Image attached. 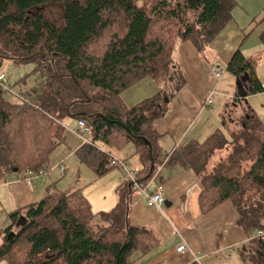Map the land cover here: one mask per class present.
<instances>
[{
    "label": "trees",
    "instance_id": "16d2710c",
    "mask_svg": "<svg viewBox=\"0 0 264 264\" xmlns=\"http://www.w3.org/2000/svg\"><path fill=\"white\" fill-rule=\"evenodd\" d=\"M48 3L61 5L62 29L36 11ZM234 6L235 0H0V66L34 63L43 78L39 91L29 93L30 102H13L0 90V181L14 170H48L51 155L66 140L64 121H85L91 144H83L77 155L98 176L115 166L112 152L96 144L110 150L133 144L143 186L166 162L193 170L204 188L201 212L231 201L248 240L240 257L244 264H264V239L258 235L264 232V122L237 99L233 107L240 103L242 112L227 109L223 130L168 155L154 127L184 84L174 60L176 45L189 41L202 53L231 21ZM260 37L264 44V31ZM226 71L237 79L248 75L247 95L264 89L254 63L241 51ZM146 78L159 91L128 107L122 95ZM229 145L228 157L211 167L214 155ZM124 180L110 212L95 214L82 191L75 190L49 193L11 213V225L0 230V261L133 264L135 254L148 253L159 240L147 228L129 224L134 191ZM21 217L27 222L17 228ZM11 232L15 236L8 240Z\"/></svg>",
    "mask_w": 264,
    "mask_h": 264
},
{
    "label": "crops",
    "instance_id": "0c3cea01",
    "mask_svg": "<svg viewBox=\"0 0 264 264\" xmlns=\"http://www.w3.org/2000/svg\"><path fill=\"white\" fill-rule=\"evenodd\" d=\"M231 15V21L202 53L189 41L176 45L174 60L184 84L170 100L165 116L154 123L156 131L162 136L158 145L167 155L181 146L203 143L215 132L223 130L222 117L227 109L232 108L237 114L242 112L240 103L233 107L237 99L246 107L250 106L259 118L262 115L254 100L256 97L264 100V89L259 93L246 94L244 98L236 77L232 75L235 82L228 77V87H219L221 81H215L211 70L214 67L227 68L234 54L241 51L249 62L254 63L256 76L264 88V79L256 72L255 66L258 54L264 52L260 37L264 31V0H235ZM241 84L247 93L248 81ZM135 86L122 95L128 107L126 100ZM142 97L135 103L153 96ZM209 98L213 103L207 106ZM82 146H78L76 153ZM129 152L131 160L127 164L140 171L143 166L134 145ZM61 166L66 170L65 165ZM110 176H115V179L110 177V181L116 185L117 205L118 191L125 180L123 173ZM148 185L152 190L163 186L165 204L160 208L149 207L141 194L133 192L128 219L131 226L150 230L159 243L146 254H135L133 264L232 263L240 256V250L248 240L237 225L238 215L233 203L226 201L208 214H203L199 200L204 188L193 170L166 162ZM54 192L62 191L57 189L52 179L45 181L35 178L27 185L22 173L5 174L0 181V227L8 228L11 225V213L39 203ZM183 242L187 243L188 248L184 253H179L177 248Z\"/></svg>",
    "mask_w": 264,
    "mask_h": 264
},
{
    "label": "rangeland",
    "instance_id": "374dc122",
    "mask_svg": "<svg viewBox=\"0 0 264 264\" xmlns=\"http://www.w3.org/2000/svg\"><path fill=\"white\" fill-rule=\"evenodd\" d=\"M36 11L43 13L45 17L50 20L58 29H62L64 27V15L60 4L48 3L37 8ZM255 61L256 72L258 71L260 76L264 79V52L259 53ZM35 69L36 65L34 63L15 65L10 61H5L0 66V74H4L6 76L8 85L10 86L7 96L11 101L30 102L33 100V96L29 93L32 90L39 91L41 85L43 84V78L41 74ZM223 70H226V68ZM228 77H232V79H234V77L226 71L221 79V82L219 83V87H228ZM158 86L159 85L151 78L143 80L130 91L128 96L130 98H127L126 103H128L130 107L133 104H136L135 102H137L140 98H143L142 96H154L158 92ZM254 101L260 114H262L260 118L264 121V100L261 97H256ZM222 106H224V103ZM232 115L233 119L238 118L237 114L233 113ZM68 123L70 125H68ZM64 126L67 130L66 140L63 144L58 146V148L51 155L48 167L49 172L44 177V180L47 181L52 179L56 184L57 189L62 192L81 190L83 195L87 198L90 205L92 206L95 214L99 212H110L116 206L117 196V189L115 187L116 185L110 181L112 180L110 177L115 179V176L110 175H114L115 173H123L124 176V172L120 168L115 167L104 176H98L91 167L80 161L76 153L78 146L83 144V141L80 138L78 139V137H76L73 133L77 129V121L72 118H68L64 121ZM232 130L234 133H238L239 128L237 129L235 126H232ZM85 137L89 139V134H87ZM96 145L101 151H111L114 158L118 157L119 160L126 159L128 160L127 162L131 160L129 149H131L133 144H128L121 150H109V148L101 144ZM231 149L232 146L229 145L222 151L217 152L211 160V167L216 165V163L226 159L230 154ZM61 164L65 165L66 167L64 173L61 171ZM248 165L249 164H245V167ZM128 168L131 171H137L132 165L129 164ZM48 175H50V177ZM1 228L4 230L6 227H0V230H2ZM0 264L8 263L7 261H0ZM212 264H244V262L242 258L238 256L232 263L215 262Z\"/></svg>",
    "mask_w": 264,
    "mask_h": 264
},
{
    "label": "built area",
    "instance_id": "2783aa9c",
    "mask_svg": "<svg viewBox=\"0 0 264 264\" xmlns=\"http://www.w3.org/2000/svg\"><path fill=\"white\" fill-rule=\"evenodd\" d=\"M211 72L215 81L219 82L221 81L226 70H223L219 67H214L212 68ZM9 89L10 86L8 85V82L6 80V76L4 74H0V90L5 93H8ZM212 103H213L212 99L209 98L206 102V105L208 106L211 105ZM89 133H90V128L88 124L85 121H79L75 135L83 141V144H91L89 139L85 137ZM111 165L120 168L124 172V176L131 183L133 191L141 194L145 198L147 205L149 207L160 208L165 204L163 186H159L157 189L152 190L149 185L147 186L141 185L137 179V175H136L137 171L135 170L131 171L128 168V164L122 160L113 157ZM61 170L65 171V168L61 166ZM48 172L49 170L46 169H41L36 173L26 171L23 173V177L27 185H30L32 183V180H34L35 178L44 179V177ZM258 235L264 239V232H259ZM187 248H188L187 243L183 242V244L177 248V251L179 253H184L187 250Z\"/></svg>",
    "mask_w": 264,
    "mask_h": 264
},
{
    "label": "water",
    "instance_id": "95a60500",
    "mask_svg": "<svg viewBox=\"0 0 264 264\" xmlns=\"http://www.w3.org/2000/svg\"><path fill=\"white\" fill-rule=\"evenodd\" d=\"M246 81H249L248 75L237 79V84L239 86L240 94L244 98L246 97V94L247 93H246V91H243L244 89L242 87L241 82H246ZM145 143L147 144V146L149 147V149H151V144L147 140L145 141ZM14 172H17V170H14ZM26 222H27L26 221V218L25 217H21L19 219V221L17 222V225H16L17 228L24 226L26 224ZM13 236H15V233L14 232H11L10 235H9V237H8V240H10Z\"/></svg>",
    "mask_w": 264,
    "mask_h": 264
}]
</instances>
